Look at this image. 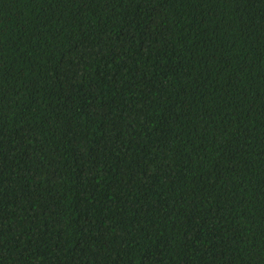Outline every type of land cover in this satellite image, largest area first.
I'll return each mask as SVG.
<instances>
[{
  "label": "trees",
  "instance_id": "trees-1",
  "mask_svg": "<svg viewBox=\"0 0 264 264\" xmlns=\"http://www.w3.org/2000/svg\"><path fill=\"white\" fill-rule=\"evenodd\" d=\"M0 264H264V0H0Z\"/></svg>",
  "mask_w": 264,
  "mask_h": 264
}]
</instances>
